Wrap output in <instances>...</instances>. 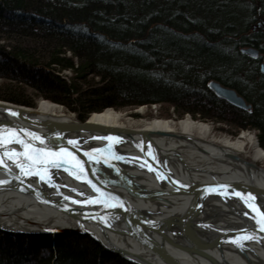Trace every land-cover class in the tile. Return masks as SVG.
<instances>
[{
  "label": "bare ground",
  "instance_id": "6f19581e",
  "mask_svg": "<svg viewBox=\"0 0 264 264\" xmlns=\"http://www.w3.org/2000/svg\"><path fill=\"white\" fill-rule=\"evenodd\" d=\"M1 119L43 132L39 140L23 138L36 148L73 153L85 175L77 178L79 167L67 152L35 165L31 175H22L5 157L10 167L0 164V180L6 181L0 184V227L58 233L84 226L104 245L141 264H264V229L257 223L260 206L264 210V149L248 133L235 140L218 137L191 117L133 126L111 109L89 117L87 124L101 129L82 130L85 120L46 101L17 117L0 109ZM109 129L124 136L110 135ZM249 138L254 145L247 158ZM15 146L24 149L21 143ZM108 146L100 155L109 163L89 159L92 149ZM38 171L46 173L44 179ZM208 184L215 185L205 188ZM248 193L255 197L249 201L254 207L245 203ZM89 198L99 202L76 203Z\"/></svg>",
  "mask_w": 264,
  "mask_h": 264
},
{
  "label": "trees",
  "instance_id": "16d2710c",
  "mask_svg": "<svg viewBox=\"0 0 264 264\" xmlns=\"http://www.w3.org/2000/svg\"><path fill=\"white\" fill-rule=\"evenodd\" d=\"M238 2L0 0V38L9 40L0 45V72L26 80L82 120L108 107L163 101L179 114L217 116L237 129L256 128L264 145V75L259 61L240 51L249 45L264 53V33H250L255 7L248 10ZM38 37L46 42L43 53L16 43ZM46 51L47 64H37L35 55L44 58ZM55 68L70 70L71 78L61 79ZM89 76L102 86H93ZM210 76L245 96L252 110L218 98L207 86ZM9 94L7 100L27 104L22 93ZM0 264L131 263L78 233L31 238L0 231Z\"/></svg>",
  "mask_w": 264,
  "mask_h": 264
},
{
  "label": "rangeland",
  "instance_id": "374dc122",
  "mask_svg": "<svg viewBox=\"0 0 264 264\" xmlns=\"http://www.w3.org/2000/svg\"><path fill=\"white\" fill-rule=\"evenodd\" d=\"M237 1V0H236ZM239 4H241V6H245L246 9L250 8V10H254L252 8L255 7V16H252V14L250 16L255 17L254 18V22L251 26V30L250 33H255L258 32L257 30L259 28L262 27H256L255 26L258 25V22L260 21L261 18H264V0H238ZM261 7V10L259 11V8ZM247 18V16H246ZM260 30V29H259ZM264 33V30H260ZM17 44H20V47H22L23 49H31V50H35L37 53V51L39 53H43V47L46 45V42L44 40V38L38 37L35 39H30V38H26L23 40H19L16 42ZM12 44V42H10V45ZM0 45L2 46H7L9 45V40L7 39H3L0 38ZM38 46V48H37ZM58 46V44H57ZM55 46V47H57ZM36 47V48H34ZM9 48V47H8ZM58 48V47H57ZM250 49H254L258 52V59L253 57L251 54L245 53L243 50H250ZM241 53H243L244 55H247L255 60L259 61V68H260V73L261 75H264V53L256 48L255 46H243L240 48ZM33 52V51H32ZM45 55L41 54L44 58L39 59V56L36 54L35 57L38 58V63L39 65H45L47 64V60H49V55L47 54V51L44 53ZM65 54L69 57L72 56V53L68 50L65 52ZM44 59V60H43ZM75 62V60H74ZM55 72L56 74L63 80H69V78H71L72 76V72L70 70H59L58 68H55ZM8 75H5L4 73L0 72V104L3 105H11L13 107H20L23 109H37L40 105L41 102L46 101V102H50L53 105L58 106L61 109V112L66 114V115H71L74 118H79V114H77L76 111L72 110L71 108H69L66 105L60 104L58 102L52 101L50 99H46L44 97H42L41 95H39L32 87H30L28 85V83L21 82L18 80H12L7 78ZM211 77V76H210ZM89 80V82L93 83V86L95 87H100L102 86L101 84V80L96 78V76H89L87 78ZM207 86L210 90L213 91V93L220 99L225 100L228 104L232 105L233 107L237 108V109H241V110H252L251 107L252 103L249 102V100L247 98H245V96H243L242 94H240L235 88L226 86L224 83H222L219 79L217 78H207ZM20 80H22L20 78ZM28 82V81H27ZM215 82V83H219L221 86L226 87L228 89H232L235 90L237 92V94L239 96H241L245 102H246V108L240 107L236 104H233L232 102L228 101L226 98H224L223 96L219 95L216 90L211 86V83ZM82 85V84H81ZM83 86V85H82ZM82 86L80 88H82ZM15 93V94H19L22 93L25 96V99L27 104H21V103H16V102H12L6 99L7 96H11L9 93ZM203 93V92H202ZM17 99L19 97H16ZM21 100V99H20ZM250 107V108H249ZM115 110L116 112H119L122 116L123 121H125L127 124H129V122L131 124H133V126L135 125H142L146 122H150L154 119H164V120H172L175 122H179L181 120L186 119L187 117H191L194 121H198V122H204L206 124H208L211 128V132L212 135L218 136V137H222V138H231L233 140H235L237 137H239L240 135H242L243 133H248L249 137L253 138L254 143L257 142L263 149H264V145L261 142V139L259 137V133L260 131H258L256 128H246V129H237L234 125H230L228 122H226V120H222L221 118L217 117V116H213L211 117H205L201 114L198 113H193V112H186L185 114H179L176 107L174 106V104H171L169 102H163V101H149V103L147 104H140L137 106H128L122 109H116L114 107H108L103 109L102 111H97V112H92L89 113L84 119L87 122L89 117L92 116L95 113H101L104 110ZM218 115V114H217ZM82 119V118H81ZM250 138L248 141V145H247V154L246 157L250 158L251 155L253 154V145L254 143L250 142ZM0 231L6 232V233H14V234H18V235H23V236H28V237H37L40 236L42 234L44 235H61V236H67L71 233H77L76 231H68V232H58V233H48V232H44V233H40V232H36V233H27V232H20V231H16V230H10V229H4L3 227H0ZM83 235V234H81ZM86 236V235H83ZM87 237V236H86ZM88 238V237H87ZM91 239V238H90ZM51 242H56V240L52 237V239L50 240ZM52 244V243H51ZM83 244H86L85 242H83Z\"/></svg>",
  "mask_w": 264,
  "mask_h": 264
},
{
  "label": "snow or ice",
  "instance_id": "6c2138e0",
  "mask_svg": "<svg viewBox=\"0 0 264 264\" xmlns=\"http://www.w3.org/2000/svg\"><path fill=\"white\" fill-rule=\"evenodd\" d=\"M9 134L11 135V137L13 139H17L19 143L24 145V149L20 152L17 151L16 148H10L7 149L6 151H3L2 153H0V164H2L4 166L5 169H8L10 167V165L8 163L5 162V157H7L8 160L12 161L16 167H18L21 170V174L22 175H31L32 174V169L35 165L40 164V165H46L50 162H54L50 161L48 159V157H57L60 155L61 152H67V150H60V152H53L50 150H46V149H41V148H36L33 146L32 143L28 142L27 140H25L24 138L20 137L18 133L15 132V130L9 129ZM27 131V130H25ZM30 135L32 137H34L35 139H42L41 137H39V135L37 133H30ZM108 139H111V137H109ZM3 143L4 144H8L11 143V139L8 138H4L3 139ZM69 143H73V141H69ZM110 149V146H108L105 149H92L91 150V155L89 156V159L91 161H99V160H103L104 163H109V160L106 156L100 155L103 152H107ZM67 156L73 158L76 163L77 166L79 167V172L80 175H77V172L73 171L72 174L73 175H77L78 179H82L84 178V169L82 166V163L79 161L78 158L74 157V154L71 152H67ZM117 158H122V157H117ZM57 167L61 166L59 163H57L56 165ZM37 175L40 176L41 179L45 178L46 173H41V172H37ZM19 178V177H17ZM6 183V181L0 180V184ZM89 184H92V187L96 189L97 192H100L101 189L99 187H97L96 184H93L91 180L88 181ZM177 183H179V181H177ZM83 194V193H82ZM109 193H104L105 197H108ZM237 195H241L240 193H237ZM248 199L245 200V203L248 204L249 207H254V205L252 203H250V200H254L255 197L252 195V193H248L247 194ZM114 198V197H113ZM68 199H72V197H68ZM99 202L98 199L96 198H89L87 200H77L76 203H81V204H87V203H97ZM105 203H107V200H104ZM260 217L261 219L257 221L258 225L264 229V212L260 213ZM245 239H251L253 237L251 236H245Z\"/></svg>",
  "mask_w": 264,
  "mask_h": 264
},
{
  "label": "water",
  "instance_id": "95a60500",
  "mask_svg": "<svg viewBox=\"0 0 264 264\" xmlns=\"http://www.w3.org/2000/svg\"><path fill=\"white\" fill-rule=\"evenodd\" d=\"M260 10H261V7L259 8V11ZM262 25H264V18H261L260 19V21L258 22L257 27H261ZM262 28H264V27H262ZM243 51L245 53L251 54L255 58L258 57V52L256 50H254V49L243 50ZM211 86L216 90V92L219 95L223 96L224 98H226L228 101L232 102L233 104H236V105H238L240 107H243V108H246L247 107L245 100L241 96H239L235 90L228 89L226 87L221 86L219 83H215V82H212L211 83ZM0 109H3L5 111H8V113L10 115L15 116V117L19 116L21 111L23 112L24 110H26V109H23V108H20V107H13V106L10 107L8 105H3V104H0ZM31 125H28V126H31ZM58 125L62 126L63 128H66V129L69 128V127L70 128L72 127V129H74L73 128L74 126H71V125H66L67 127H65V126H63L61 124H58ZM58 125H54L53 124L52 127L57 128V127H59ZM79 125L80 126H83L82 127V130H86L87 129V126L90 127V124H87V122L81 123ZM90 128H91V130L101 129V128L94 127V126H92ZM9 129L15 130V132L18 133L19 136L22 137V138L23 137H26L25 135H30V133H37L39 135V137L43 136L42 135L43 132H40L39 130H35V129H32V128H28V127L25 128V127L21 126L20 124H15V123H12L11 121H8V120H5V119H1L0 120V137L2 139V144L4 145V147L6 148V150L7 149H10V148H16L17 149V147L15 146V144H19L20 145V143L18 142L17 139H13L11 137V135L9 134V131H8ZM25 130H27V131H25ZM108 132H109L110 135L111 134L112 135L114 134L113 136H115V137L116 136H124L122 133H119L118 130L109 129ZM4 138L11 139V143L4 144L3 143V139ZM14 142H15V144H14ZM17 151L19 152V149H17ZM214 185L215 184H208L207 186H204V187L205 188H208V187L214 186ZM240 197H241V195H240ZM260 209L264 212V210L262 209L261 206H260ZM79 227L81 228V230H74V231L79 232V233H81L83 235H86L87 237L91 238L92 240H94L95 242H97L98 244H100L104 249L120 255L122 258H125L128 261L136 262V263H138V262L140 263L141 262L140 259H138V258L128 257L123 251H121L120 249L115 248L114 246H106V245H104L102 242H100L98 240V238L95 236V234L92 233L89 229L85 228L84 226H79ZM48 233H51V232H48ZM226 242H228V241H226Z\"/></svg>",
  "mask_w": 264,
  "mask_h": 264
}]
</instances>
